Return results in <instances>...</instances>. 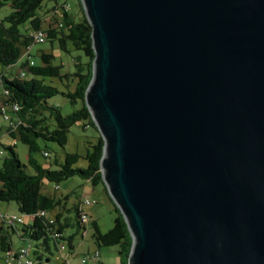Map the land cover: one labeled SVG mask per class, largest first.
Wrapping results in <instances>:
<instances>
[{
  "label": "water",
  "instance_id": "obj_1",
  "mask_svg": "<svg viewBox=\"0 0 264 264\" xmlns=\"http://www.w3.org/2000/svg\"><path fill=\"white\" fill-rule=\"evenodd\" d=\"M80 3L128 264H264V0Z\"/></svg>",
  "mask_w": 264,
  "mask_h": 264
},
{
  "label": "trees",
  "instance_id": "obj_2",
  "mask_svg": "<svg viewBox=\"0 0 264 264\" xmlns=\"http://www.w3.org/2000/svg\"><path fill=\"white\" fill-rule=\"evenodd\" d=\"M49 3L52 5L49 6ZM6 5L11 13L0 18V104L18 105L19 111L12 114L15 127L7 126L6 129L14 144L3 147L5 155L0 165V203H15L18 215L29 218L31 223L0 227L2 259L6 252L13 250L11 234H16L19 240L31 246L32 258L37 264L50 262L52 250L57 252L60 242L67 244L66 256L73 257L75 237L77 234L82 236L91 227V238L97 248L95 251L117 247V264H128L132 238L102 181L100 161L104 142L84 99L92 79L95 53L92 30L80 0H77L74 13L70 11L71 6L65 9L66 5H70L68 2L60 4L59 0L0 1V6ZM36 31H44L45 42L57 44L61 52L71 57L72 70L66 72L61 64L55 65V57L50 53L31 54L30 50L35 45L31 33ZM25 50L28 51L26 55ZM22 56H25L24 60ZM12 70L16 71V75ZM20 72L25 73L23 79L18 77ZM55 83L60 84L63 90H59ZM56 96L69 101L73 108L69 115H63L59 106L50 103ZM77 124H81L83 131L91 129L96 134L95 142L88 143L83 156L66 153L63 161L54 159L55 170L43 168L32 157V153H45L40 149L39 141L56 143L64 148L71 128ZM17 143L28 148L25 164L21 163L15 151ZM43 157L47 159L50 155L48 153V157ZM74 178L89 182L94 187L102 185L115 212L109 231L102 233L91 216L90 223L82 225L81 199L66 208L71 195L56 198L45 194V183L59 186ZM39 212H45L48 216H39ZM69 229L74 233L68 234ZM63 261L69 263L68 258Z\"/></svg>",
  "mask_w": 264,
  "mask_h": 264
},
{
  "label": "rangeland",
  "instance_id": "obj_3",
  "mask_svg": "<svg viewBox=\"0 0 264 264\" xmlns=\"http://www.w3.org/2000/svg\"><path fill=\"white\" fill-rule=\"evenodd\" d=\"M2 1V0H0ZM68 2L71 6L70 11L73 13L76 12L75 5L77 4V0H59V3L62 2ZM52 3H49V6H51ZM11 13V9L9 6H0V18H4L8 16ZM60 14V12H59ZM28 51L25 50L24 54L26 55ZM32 55H37L39 52H46L50 53L55 57L54 64L58 65L61 64L63 66L64 71L72 70V60L71 57L63 52H61L57 46V44L51 45L49 42H45L43 44H35L32 46L30 50ZM25 59V56H22V60ZM16 75V71L12 70ZM58 86L59 90H63L60 84H56ZM51 104H54L56 106H59L61 108V112L63 115H69L73 108L70 105L69 101L62 96H56L50 100ZM8 124L3 120V118L0 116V150L2 151V155L0 156V165L2 158L5 155V151L3 147H6L8 145L12 146L14 144V141L8 137L6 133ZM96 134L91 129L82 130L81 124H77L76 126L72 127L70 130V133L68 134V142L64 148L58 146L56 143L51 142H44L39 141V146L42 151H45L49 153L50 158H44L42 153L36 152L32 153V157L37 160V162L43 167L48 168L51 170H55V166H53L54 159H57L59 162L63 161L64 155L66 153H77L81 156H83L86 152V149L88 147V143H94L95 139L94 136ZM15 151L18 155V158L20 159L22 164L26 163L27 156H28V148L20 143L16 144ZM73 181V183H71ZM79 178H74L72 180L63 182L59 184V190L54 191L53 190V184L51 183H45L44 192L45 194L52 195L56 198L70 192L73 190L72 198L68 202V205L71 206L73 202H77L80 199L84 197H89V199L94 201V205L89 207L87 211L93 216L95 222L97 223L99 230L102 233H105L109 231L113 226V220L115 217V212L113 209L112 203L106 198L105 193L103 191L102 185H98L96 187L94 186H88L85 189L83 188H77L78 184L83 183ZM71 183V184H70ZM6 204V203H1ZM11 205V210L8 211L10 215H18V212L16 210V204L15 203H9ZM73 217V215H72ZM23 222L25 224H28L31 222V220L27 217H22ZM73 232L72 231H68ZM92 228L90 227L87 230V233L85 236H80L79 239L75 240V254L73 257L68 256L69 263H66L63 261V259L59 260V254L52 250V257L51 261L44 264H80L81 258L83 255L87 254V251L90 249L89 254L94 252L96 250V246L93 243V240L91 238L92 235ZM11 241L13 245V249L18 250L21 247L25 246L26 243L19 240V238L16 236V234H11ZM100 252V263L102 264H117L119 261V256L117 254V247H104L99 249ZM67 257V256H66ZM0 264L3 263L2 255L0 254ZM86 264H90L89 262Z\"/></svg>",
  "mask_w": 264,
  "mask_h": 264
},
{
  "label": "built area",
  "instance_id": "obj_4",
  "mask_svg": "<svg viewBox=\"0 0 264 264\" xmlns=\"http://www.w3.org/2000/svg\"><path fill=\"white\" fill-rule=\"evenodd\" d=\"M70 5H66L65 9L68 10ZM31 36L34 38L35 44H42L45 42L46 36L44 31H36L32 32ZM19 78L23 79L25 77L24 72H20L18 75ZM7 94V92H4ZM19 111L18 105H9L6 103L0 104V116L3 120L8 124L9 128L15 127L14 120L12 118V114ZM2 151L0 150V156L2 155ZM43 156L48 157V153H43ZM53 190H59L58 185L53 186ZM94 205V201L89 199V197H84L80 201V209H81V223L83 226H87L90 223V215L87 212V209ZM39 216L48 215L45 212H39ZM23 223V218L19 215H9V214H1L0 213V227H14ZM59 254V258L57 259H66V254L68 252L67 244L65 242H60L57 247ZM99 264L100 262V252L94 251L90 254H85L82 256L80 264ZM4 264H37V262L32 258V248L29 244L21 247L18 250H11L4 254L3 256Z\"/></svg>",
  "mask_w": 264,
  "mask_h": 264
},
{
  "label": "crops",
  "instance_id": "obj_5",
  "mask_svg": "<svg viewBox=\"0 0 264 264\" xmlns=\"http://www.w3.org/2000/svg\"><path fill=\"white\" fill-rule=\"evenodd\" d=\"M71 183H73V181L71 182ZM70 183V184H71ZM88 186H92L89 182H86V181H84L83 183H80V184H78V186H77V188H83V189H85L86 187H88ZM46 187V186H45ZM73 190H71L70 192H68V193H66V194H64V195H62V196H60V197H65V196H70L71 195V197H70V199L66 202V208H69V207H71L73 204H75V202H73V204L71 205V206H69L68 205V202L71 200V198H72V192ZM9 210H11V205L10 204H1L0 203V213L1 214H3V215H5V214H9L8 213V211ZM16 210H17V208H16ZM10 215V214H9ZM12 215H14V214H12ZM90 216H91V218H92V220H94V218H93V216L90 214ZM31 223V222H30ZM30 223H28V224H30ZM68 231H71L70 229L68 230ZM67 231V232H68ZM74 232H68V234H73ZM87 233V232H86ZM86 233H84L83 234V236H85V234ZM17 236V235H16ZM18 237V236H17ZM79 237H80V235L79 234H77V236L75 237V239H74V247H75V240L76 239H79ZM13 250H15V249H13ZM75 250H76V248H75ZM75 250H74V254H75ZM89 251H90V249L87 251V253H89ZM95 251V250H94ZM102 264V263H101Z\"/></svg>",
  "mask_w": 264,
  "mask_h": 264
},
{
  "label": "bare ground",
  "instance_id": "obj_6",
  "mask_svg": "<svg viewBox=\"0 0 264 264\" xmlns=\"http://www.w3.org/2000/svg\"><path fill=\"white\" fill-rule=\"evenodd\" d=\"M21 231V230H20ZM34 253V252H33Z\"/></svg>",
  "mask_w": 264,
  "mask_h": 264
}]
</instances>
